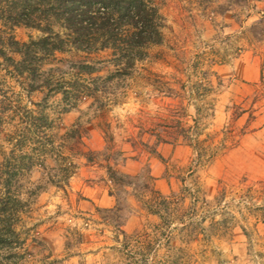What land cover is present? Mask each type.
<instances>
[{
    "label": "rangeland",
    "instance_id": "obj_1",
    "mask_svg": "<svg viewBox=\"0 0 264 264\" xmlns=\"http://www.w3.org/2000/svg\"><path fill=\"white\" fill-rule=\"evenodd\" d=\"M153 1L161 43L128 75L108 52L57 53L35 83L0 67L15 264H264V0ZM47 74L82 96L27 91Z\"/></svg>",
    "mask_w": 264,
    "mask_h": 264
},
{
    "label": "trees",
    "instance_id": "obj_2",
    "mask_svg": "<svg viewBox=\"0 0 264 264\" xmlns=\"http://www.w3.org/2000/svg\"><path fill=\"white\" fill-rule=\"evenodd\" d=\"M161 21L159 7L153 0H0V25L23 26L40 34L19 44L12 37L5 38L0 31V67L4 65L7 74L14 78L35 83L44 62L57 53L90 56L108 52L120 76H125L147 47L161 43ZM8 49L20 59L16 61L8 56ZM39 83L31 84L27 91H43L44 98L59 94L66 102L82 96L78 88L52 82L50 74ZM93 103L97 104L96 98ZM73 108L74 104L66 103L63 111ZM34 119L38 123L43 118ZM71 169V164L65 168V180L72 175ZM15 175L0 172V264H15L21 256L17 251L22 247L15 242L14 218L23 204L18 196L13 200L7 198L13 191ZM154 195L160 205L170 204L165 197Z\"/></svg>",
    "mask_w": 264,
    "mask_h": 264
}]
</instances>
